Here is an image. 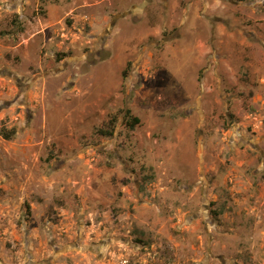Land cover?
I'll use <instances>...</instances> for the list:
<instances>
[{"label": "rangeland", "instance_id": "1", "mask_svg": "<svg viewBox=\"0 0 264 264\" xmlns=\"http://www.w3.org/2000/svg\"><path fill=\"white\" fill-rule=\"evenodd\" d=\"M0 264H264V0H0Z\"/></svg>", "mask_w": 264, "mask_h": 264}, {"label": "trees", "instance_id": "2", "mask_svg": "<svg viewBox=\"0 0 264 264\" xmlns=\"http://www.w3.org/2000/svg\"><path fill=\"white\" fill-rule=\"evenodd\" d=\"M126 113H127V114L130 113L129 109L126 111ZM133 120H134L135 122H138V121H137V120H138L137 118H134ZM101 132L104 134V131H101ZM106 133H107V134H111V131H108V132H106ZM5 136H6V137H9V135H5Z\"/></svg>", "mask_w": 264, "mask_h": 264}]
</instances>
